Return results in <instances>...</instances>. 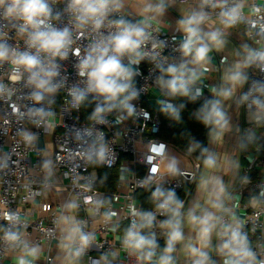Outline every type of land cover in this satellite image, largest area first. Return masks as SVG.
Returning a JSON list of instances; mask_svg holds the SVG:
<instances>
[{"label": "clouds", "instance_id": "9594fccd", "mask_svg": "<svg viewBox=\"0 0 264 264\" xmlns=\"http://www.w3.org/2000/svg\"><path fill=\"white\" fill-rule=\"evenodd\" d=\"M126 3L127 0H0V21L6 22L5 27L11 26L15 37L25 45L23 50L18 44L13 47L7 43L8 32L0 30V65L7 63L10 68V83L0 82V99H11L15 93L12 85L23 81V86L29 89L26 99L32 102V107L25 112L14 107L13 112L19 119L27 117L37 127L41 126L53 115L45 105L53 103L55 95L65 87L60 61L67 60L71 53L78 58L75 67L84 82L82 87L76 84L68 88L71 106L79 109L85 103L95 105L88 117L92 126L75 133L79 155L88 163L111 166L113 150L104 132L95 129V125L122 124L140 114L133 103L140 97L135 84L140 62L148 59L159 70L155 84L169 98L158 100L159 110L170 120L180 122L185 104L177 105L171 100L181 97L195 102L203 95L200 84L209 71L210 53L223 50L230 30L245 24L246 34L255 46L243 44L233 53L238 59L231 64L226 57L222 59L225 67L221 84L210 87L212 98L204 100L193 113L207 129L210 142H223L234 128L226 102L232 101L237 90L248 83L246 69L255 66L264 72V7L253 0H198L196 7L190 6L177 20L178 31L183 33L178 48L180 58L170 61L157 51L163 49L164 43L156 42L150 30L151 22L165 14L170 0H136L142 17L137 22L117 15ZM57 4L65 5L63 13L68 14L71 27L57 25L63 14L54 12ZM83 39L88 43L82 50L77 41ZM150 42L151 50H147ZM237 106L246 107L247 119L253 126L237 140L238 149L246 150L256 140L254 129L264 128V81H252L248 91L239 95ZM113 113L114 120L109 121ZM235 129L240 131L239 126ZM18 135L26 146L37 140V135L28 129L20 130ZM197 151L196 168L200 169L197 188L202 196L186 207L175 188L163 182L165 177L173 180L183 177L185 169L175 155L168 153L166 144L148 143L144 162L150 167L140 187L154 186L149 197L153 210L138 208L135 200L127 204L130 223L122 237H118L122 249L134 256L138 264H179L181 257L186 264H218L213 253L219 257V264H264V243L254 244L250 239L245 231L247 221L236 215L238 203H233L235 198L219 174L221 170L238 172L239 161L221 157L193 138L187 152ZM9 159L0 157V170L8 167ZM41 168L46 180L54 174L50 159L43 160ZM242 181L248 183V177ZM82 187L84 191L91 190V184ZM83 203L89 206L90 215L100 216L105 224L118 218L107 199L85 196ZM249 203L256 210L253 219L264 214V185L250 197ZM79 207L78 197H71L54 222L60 230L59 247L68 264H79L95 240L92 232L84 231L87 222L77 218ZM0 218L7 222L0 226V240L16 253L17 264H33L41 249L26 239L27 221L21 220L18 211L3 210L2 205ZM118 227L113 224L112 230ZM255 230L253 226L251 231ZM158 231L164 238L163 247L157 242ZM111 255L114 258L115 254ZM94 264H109V254H101Z\"/></svg>", "mask_w": 264, "mask_h": 264}, {"label": "built area", "instance_id": "2783aa9c", "mask_svg": "<svg viewBox=\"0 0 264 264\" xmlns=\"http://www.w3.org/2000/svg\"><path fill=\"white\" fill-rule=\"evenodd\" d=\"M178 1L181 3L189 2V0ZM253 3L263 7L258 0H253ZM64 7V4H57L53 10L54 12L63 13ZM117 15H122L127 19L123 11ZM56 23L59 27L66 25L71 27L67 13H63L61 20ZM5 25V21H0V30L8 32L7 43L13 47L18 44L20 49L23 50L25 48L24 42L15 37V30L11 26L5 27ZM237 28H241L244 36L250 41L252 46H255L254 41L246 34V25L241 24ZM150 30L156 42L162 41L164 43L162 50L157 49L161 57H168L170 61L172 59L179 60L180 53L178 48L183 39V33L178 37L170 33H164L152 22ZM87 43L86 39L77 41L82 50L87 46ZM147 50H151V42ZM82 55L83 51L81 52ZM77 62L78 58L71 53L67 60L60 61L61 77L66 81L65 87L60 89L55 95L53 103L45 105L53 115L47 118L39 127L27 117L23 120L19 119L13 112L14 107H19L21 112H25L27 108L32 107V102L26 99L29 89L23 86V81L12 85L15 93L11 96V99H0V157L7 156L10 158L8 167L0 170V205L3 206V210L18 211L20 213L21 220L27 221L24 229L27 233L26 239L33 246L45 243V264H53V241L57 238V241L60 242L61 237L60 230L54 222L63 206L56 205L45 218L29 219L27 217L25 206L32 200L43 197L48 190L54 187V182L52 179L46 180L45 176H43L44 172L41 168L43 149L38 145L37 140L31 146H26L18 135L20 130L28 129L38 137L45 135L51 129L53 130L55 141L53 165L67 180V200L73 196L78 197L80 207L77 217L87 222L84 231L92 232L95 237L90 249L83 255L87 257L88 264H94V261L98 260L101 254H109V264H138L134 256L129 255L122 249L121 239H118V237H122L124 229L130 223V217L126 215V212L127 204L131 200H135L138 208L153 210L151 202L149 206L144 205L142 194L147 189L140 187V181L147 175L150 167L144 162L148 143L150 141L164 143L167 145V151L170 155L172 150L177 149L180 153L188 155L193 161V165L187 166L179 159L180 167L185 169V175L175 180L168 177L163 180L166 186L174 187L177 195L184 201L185 199L181 197V192L187 185H193L196 182L199 171L196 165L199 162L193 153L189 154L187 150L180 149L161 136L162 121L158 114V109L153 105L152 101L169 98L155 84L156 77L160 73L148 59L142 60L137 66L140 75L135 77L136 87L140 89V97L133 103L137 105L140 114L122 124L95 125V129L104 132L105 139L113 150L110 156L112 160L111 166L107 164L95 165L81 159L75 133L77 130L91 127L92 122L88 118L83 117L82 106L76 109L70 103L71 98L68 95V88L76 84L82 87L84 83L77 75L75 67ZM9 72L10 68L7 63L0 65V82L4 84L10 83L8 81ZM248 76L249 81L243 92L248 91L252 81H264V72L255 66L249 68ZM200 86L205 88V90L203 95L195 101L198 106L190 111L192 117H195L193 113L204 100L212 98L211 86L206 82L201 83ZM242 107L246 110V107ZM114 117L115 114L113 113L108 117L109 121H113ZM254 130L258 138L255 152L251 155L244 153L246 165L242 167L241 173L238 175L237 184L232 195L235 198L233 203H238V207L235 210L236 215L240 219L247 221L245 231L249 232L250 239L255 244L257 242L264 243V214H261L258 219H253L256 210L250 206L249 199L260 191L261 185H264V128ZM87 139L89 138L85 137V140ZM100 168L117 171V181L112 192L104 191L100 188ZM245 176L248 177V183L242 181ZM85 184H91L90 191L83 190L82 186ZM150 189H154V186ZM85 196L109 200L112 209L117 211L118 218H113L112 222L105 224L100 216L90 215L88 213L89 206L83 203ZM103 211L104 209H101V212ZM162 218L158 217V219ZM6 223L0 218V226H5ZM113 224L119 225L115 231L112 230ZM253 226H255V232L251 231ZM0 236H2V233H0ZM157 242L162 247L164 238L159 234V231ZM9 253L16 254L10 251L0 240V264H8ZM111 254H115L114 258ZM33 264L35 263L33 262Z\"/></svg>", "mask_w": 264, "mask_h": 264}, {"label": "crops", "instance_id": "0c3cea01", "mask_svg": "<svg viewBox=\"0 0 264 264\" xmlns=\"http://www.w3.org/2000/svg\"><path fill=\"white\" fill-rule=\"evenodd\" d=\"M264 7V0H258ZM198 4V0H189L187 3H181L178 0H170V6L168 7L167 11L163 16L157 17L155 20L152 21L155 25H157L160 30L164 33H170L173 35L181 36L180 31H178L177 20L181 18L184 14V11L187 10L190 6L196 7ZM127 19L131 20L132 22H137L142 19L137 11V4L136 0H127L125 4V8L122 10ZM247 11V9H245ZM227 44L225 48L219 52L213 51L210 53L212 57L211 63L209 65V71L205 73L201 83H208L209 86H219L221 84V76L224 70L225 65L222 63L223 58H227L228 63L234 59H238L235 57L233 53L240 49L243 44H250V41L244 36V33L241 28H234L230 30V34L227 37ZM246 73H249V69L245 70ZM246 84L242 89L237 90V95L234 97L232 101L226 102L230 107L228 108L229 116L231 122L234 126L233 132L225 135L223 142L221 143H213L209 141L208 132L205 142V147H208L215 152H217L221 157H231L237 159L240 164V168L238 172H228L225 173L223 170L219 173L225 183L228 185L229 191L233 193L235 190L238 175L241 173L242 170V152L247 153L249 155L253 154L256 149V145L258 142L257 133H256V140L254 143L250 144L246 150H240L237 147V140L240 135L250 128L252 125L249 123L247 119V111L243 109L242 106H237V101L239 99V95L244 91ZM205 90V88H203ZM235 126H239L240 131L237 132ZM37 142L40 147L43 149V158L41 162L45 159H50L53 161V155L55 150V141H54V133L53 130H49L45 135L38 136ZM174 153L180 156L182 162L187 165H193V161L188 155L180 153L177 149L171 151V155H175ZM243 153V154H244ZM246 156V155H245ZM54 163V162H53ZM200 173V169L198 171V176ZM45 176V173L43 174ZM197 180L193 185H187L185 189L181 192V197L185 199L186 207H190L197 199H200L202 194L197 188ZM54 182V187L51 188L46 192V194L41 198H36L32 200L25 206L27 210V217L29 219H36L39 217H47L50 210L56 207V205H61V207L68 202L67 195H68V187H67V180L64 176L57 171L54 167V174L50 178ZM77 215V213H76ZM78 216V215H77ZM78 218V217H77ZM61 234V233H60ZM185 234H188V229H185ZM59 241L57 238L54 239V251H53V264H68L64 252L59 247ZM215 239L213 240V244H215ZM41 252L40 256L37 260L34 261L35 264H45L46 260V244L40 243L38 244ZM164 246V242L162 247ZM213 258L218 261L219 264V257L215 256L213 253ZM16 254L9 253L7 263L8 264H17L15 259ZM79 264H88V259L85 256H82L79 260ZM179 264H186L184 259L181 257Z\"/></svg>", "mask_w": 264, "mask_h": 264}, {"label": "trees", "instance_id": "16d2710c", "mask_svg": "<svg viewBox=\"0 0 264 264\" xmlns=\"http://www.w3.org/2000/svg\"><path fill=\"white\" fill-rule=\"evenodd\" d=\"M171 102L177 105L180 103L185 104L184 109L181 111V121L175 122L170 120L160 112L159 106L157 109L162 121L161 136L182 150H187L189 141L193 138L205 147L208 131L199 121L195 119V117H192L190 114V111L196 108L198 104L196 102H190L186 98L181 97L172 99ZM82 108L83 117L88 118L94 108V104L85 103L82 105ZM243 153L244 152L241 153L242 167L246 165ZM193 155L196 157L198 155V151L193 153ZM99 176L100 188L104 191L112 192L117 181V171L114 169L109 170L106 168H100ZM152 190L154 189H147L142 194L145 206L150 205L149 197Z\"/></svg>", "mask_w": 264, "mask_h": 264}, {"label": "rangeland", "instance_id": "374dc122", "mask_svg": "<svg viewBox=\"0 0 264 264\" xmlns=\"http://www.w3.org/2000/svg\"><path fill=\"white\" fill-rule=\"evenodd\" d=\"M152 103H153V105H154L156 108L159 107L158 101L153 100ZM174 154H175V156H176L178 159H180V156H179L178 154H176V153H174ZM247 189H248V188H247Z\"/></svg>", "mask_w": 264, "mask_h": 264}, {"label": "water", "instance_id": "95a60500", "mask_svg": "<svg viewBox=\"0 0 264 264\" xmlns=\"http://www.w3.org/2000/svg\"><path fill=\"white\" fill-rule=\"evenodd\" d=\"M197 160V159H196Z\"/></svg>", "mask_w": 264, "mask_h": 264}]
</instances>
